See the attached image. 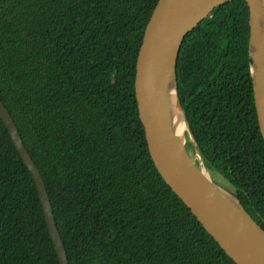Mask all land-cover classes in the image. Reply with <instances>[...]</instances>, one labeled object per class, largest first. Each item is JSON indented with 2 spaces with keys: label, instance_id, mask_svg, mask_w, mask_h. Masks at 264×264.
Segmentation results:
<instances>
[{
  "label": "trees",
  "instance_id": "obj_1",
  "mask_svg": "<svg viewBox=\"0 0 264 264\" xmlns=\"http://www.w3.org/2000/svg\"><path fill=\"white\" fill-rule=\"evenodd\" d=\"M159 0H0V100L45 182L70 264H236L166 184L135 84ZM250 9L191 33L178 79L213 182L264 229V138ZM0 264H61L35 182L0 117Z\"/></svg>",
  "mask_w": 264,
  "mask_h": 264
},
{
  "label": "water",
  "instance_id": "obj_2",
  "mask_svg": "<svg viewBox=\"0 0 264 264\" xmlns=\"http://www.w3.org/2000/svg\"><path fill=\"white\" fill-rule=\"evenodd\" d=\"M230 1L159 0L143 37L135 94L151 157L166 184L236 264H264V229L237 198L213 182L199 152L200 166L190 156L188 135L195 139L180 98L178 64L187 37ZM246 1L250 9L251 74L264 138V0ZM178 111L188 126L185 137ZM0 117L35 182L60 263L70 264L43 177L1 100Z\"/></svg>",
  "mask_w": 264,
  "mask_h": 264
},
{
  "label": "bare ground",
  "instance_id": "obj_3",
  "mask_svg": "<svg viewBox=\"0 0 264 264\" xmlns=\"http://www.w3.org/2000/svg\"><path fill=\"white\" fill-rule=\"evenodd\" d=\"M263 6H264V3H263ZM177 118H178V122H179V125H180L181 133L185 137L186 134H187V131H188V126H187L186 122L184 121V119H183L182 114L180 113V111H178Z\"/></svg>",
  "mask_w": 264,
  "mask_h": 264
},
{
  "label": "rangeland",
  "instance_id": "obj_4",
  "mask_svg": "<svg viewBox=\"0 0 264 264\" xmlns=\"http://www.w3.org/2000/svg\"><path fill=\"white\" fill-rule=\"evenodd\" d=\"M188 133H189V131H187V134L186 135H188ZM203 168H204V166H203Z\"/></svg>",
  "mask_w": 264,
  "mask_h": 264
}]
</instances>
